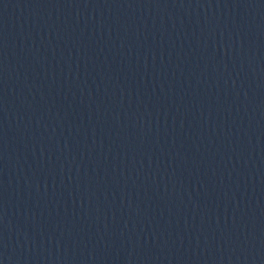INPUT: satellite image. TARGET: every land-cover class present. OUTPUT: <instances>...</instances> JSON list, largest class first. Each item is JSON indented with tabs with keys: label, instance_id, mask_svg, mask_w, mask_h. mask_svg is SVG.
Wrapping results in <instances>:
<instances>
[{
	"label": "water",
	"instance_id": "95a60500",
	"mask_svg": "<svg viewBox=\"0 0 264 264\" xmlns=\"http://www.w3.org/2000/svg\"><path fill=\"white\" fill-rule=\"evenodd\" d=\"M0 264H264V0H0Z\"/></svg>",
	"mask_w": 264,
	"mask_h": 264
}]
</instances>
